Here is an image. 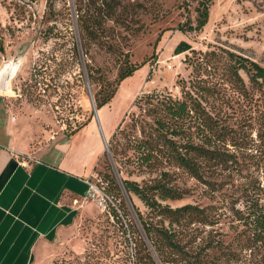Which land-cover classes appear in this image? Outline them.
<instances>
[{
    "label": "rangeland",
    "instance_id": "374dc122",
    "mask_svg": "<svg viewBox=\"0 0 264 264\" xmlns=\"http://www.w3.org/2000/svg\"><path fill=\"white\" fill-rule=\"evenodd\" d=\"M142 1L148 5L139 16L144 28L130 38L126 49L130 61L140 67L123 80L110 104L96 106L94 110L88 87L94 94L101 86L90 82L89 70L94 67L104 70L107 80L113 83L119 66L114 57L104 52L92 51L87 56L81 51L74 0H0V79L4 75V80L11 82V92L0 94V141L6 142L12 135L20 144L27 139L38 144L48 139L46 132L51 133V140L61 135L68 137L78 127L92 120L96 122V118L101 125L104 123L108 135L112 130L107 139L108 150L103 149L94 172L111 198L109 207L102 210L91 201V217L77 227L74 242L58 243L52 255L38 259L36 264H135L137 238L146 241L139 213L146 217L149 210L137 196L126 192L122 182L129 180L144 186L159 174L141 165L133 147L141 136L140 120H149L140 109L145 96L160 93L180 98L178 81H189L192 77L187 53L175 54L181 42L189 43L195 50L196 53H189L193 55L192 62L206 55L221 59L230 51L264 67V0H213L208 24L199 32H182L179 25L189 19L196 23L202 0H157L159 5L154 8L146 2L149 0ZM225 61L221 59L219 70L224 80ZM13 70L16 75L11 80ZM93 73L98 77L97 71ZM207 74L202 73L205 78ZM243 77L250 94L263 100L264 87L263 92L253 90L246 75ZM223 89L227 95L239 96L232 83L225 82ZM226 109L230 114L237 109L229 120L231 126L245 133L250 147L245 156L256 155L254 148L264 145V110L261 117L248 123L243 118L244 109L238 104H230ZM120 125L124 132L118 137V154L114 159L110 143ZM253 171L258 175L257 167ZM171 173L172 182L188 194L181 200H168L165 205L173 208L222 205L223 197L212 198L207 188L185 171L171 169ZM222 191L227 197L234 194L235 199L241 195L231 186ZM242 203L243 199L238 207L242 208ZM111 208L119 219L114 218ZM193 229L201 234L198 243L208 237L231 242L235 236L227 218L211 227L197 225ZM213 254L217 253L212 251Z\"/></svg>",
    "mask_w": 264,
    "mask_h": 264
},
{
    "label": "trees",
    "instance_id": "16d2710c",
    "mask_svg": "<svg viewBox=\"0 0 264 264\" xmlns=\"http://www.w3.org/2000/svg\"><path fill=\"white\" fill-rule=\"evenodd\" d=\"M146 2H150L153 8L159 5L157 0ZM212 2L202 0L197 9L196 23L189 19L188 23L179 25V30L201 31L208 24ZM74 4L81 51L87 56L92 51L104 52L114 57L119 66L113 83L107 80L104 70L95 67L96 70H89L90 82L101 86L93 94L99 108L110 104L123 80L140 67V64L130 61V52L126 49L130 46V38L143 31L144 25L139 16L148 5L142 0H74ZM74 48L80 57L78 44L75 43ZM184 53H187L186 62L193 73L189 81L183 79L177 83L182 96L174 98L170 94L153 93L146 95L140 106L149 120H140L141 136L136 138L133 149L145 169L158 171L159 174L144 186L129 180L122 182L126 192L137 196L149 210L146 217L139 213L146 241L140 236L137 238L134 263L264 264V253H261L264 249V145L254 148L256 155L245 156V151H250L245 133L231 126L229 120L237 114V109L231 114L226 109L230 104H238L241 110L244 109L243 118L248 123L262 116L264 99L250 94L243 74L248 78L250 88L263 92L264 67L227 51L226 56L220 57L226 60L224 80L219 72L221 59L206 55L192 62L193 55L189 53L196 52L183 41L176 47L175 54ZM210 55L218 56L214 53ZM94 71H97L98 77ZM203 71L208 73L206 78L202 75ZM225 82L237 88L238 97L227 95L223 89ZM123 132L120 125L110 143L114 159L118 154V137ZM255 167L258 175L253 171ZM171 169L188 173L207 188V194L212 198L223 197L222 205L201 207L190 204L176 208L165 205L168 200H181L188 194L172 182ZM230 186L238 189L240 197L235 199L234 194L229 197L223 194L222 189ZM225 196L231 204L229 208L226 207ZM241 199L242 208L238 207ZM111 210L114 218L119 219L116 210ZM221 218H227L235 232L232 241L208 237L198 243L201 234L193 228L197 225L214 226ZM212 251L217 254L211 255Z\"/></svg>",
    "mask_w": 264,
    "mask_h": 264
},
{
    "label": "crops",
    "instance_id": "0c3cea01",
    "mask_svg": "<svg viewBox=\"0 0 264 264\" xmlns=\"http://www.w3.org/2000/svg\"><path fill=\"white\" fill-rule=\"evenodd\" d=\"M100 125L92 120L55 140L46 132L38 144L0 141V264H36L58 243L74 242L93 212L86 180L112 132Z\"/></svg>",
    "mask_w": 264,
    "mask_h": 264
},
{
    "label": "built area",
    "instance_id": "2783aa9c",
    "mask_svg": "<svg viewBox=\"0 0 264 264\" xmlns=\"http://www.w3.org/2000/svg\"><path fill=\"white\" fill-rule=\"evenodd\" d=\"M86 184L88 185L86 199L95 202L102 210H106L109 207V201L111 198L97 175L92 173V175L86 180Z\"/></svg>",
    "mask_w": 264,
    "mask_h": 264
},
{
    "label": "water",
    "instance_id": "95a60500",
    "mask_svg": "<svg viewBox=\"0 0 264 264\" xmlns=\"http://www.w3.org/2000/svg\"><path fill=\"white\" fill-rule=\"evenodd\" d=\"M12 73H13V71L10 73V78H12ZM5 74H6V73H5ZM3 77H4V75H3L2 78L0 79V83L3 82L4 85H7V84H8V81H5ZM88 89H89V95H90V98H91V102H92V104H93V108H94V110H95V109H96V104H95L94 96H93V94H92V91L90 90V87H88ZM96 120H97V122L99 123L98 118H96ZM99 125H100V123H99ZM100 126H101V125H100ZM104 143H105L106 150H108V141H107L106 139H104Z\"/></svg>",
    "mask_w": 264,
    "mask_h": 264
},
{
    "label": "bare ground",
    "instance_id": "6f19581e",
    "mask_svg": "<svg viewBox=\"0 0 264 264\" xmlns=\"http://www.w3.org/2000/svg\"><path fill=\"white\" fill-rule=\"evenodd\" d=\"M16 75V70H13L12 78ZM11 92V82H8L7 85H4L3 82L0 83V94H9Z\"/></svg>",
    "mask_w": 264,
    "mask_h": 264
}]
</instances>
